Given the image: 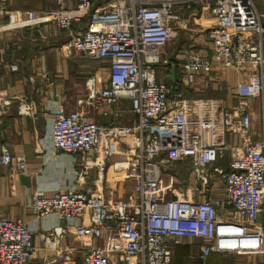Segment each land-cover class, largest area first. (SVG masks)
<instances>
[{"label":"built area","instance_id":"built-area-1","mask_svg":"<svg viewBox=\"0 0 264 264\" xmlns=\"http://www.w3.org/2000/svg\"><path fill=\"white\" fill-rule=\"evenodd\" d=\"M13 1L0 0V19L17 24L36 18L34 11L12 10ZM198 10L213 20L206 31L210 53L192 45L173 49L181 13L194 16ZM54 20L69 33L65 52L106 61L108 68L106 75L85 79L76 108L45 107L52 155L82 157L100 185L58 187L51 195L44 188L34 191L32 215L47 225L39 236L42 247L77 252V264H172L173 247L187 239L201 242L202 261L211 253H264V223L258 222L264 209V136L254 139L248 109L249 99L260 100L264 128V20L255 1L76 0L70 7L61 4ZM172 57L187 86L198 77L219 81L227 69L246 71L233 86L237 103L228 109L220 96L171 95L156 68ZM121 102L127 106L121 108ZM11 103L0 97V111ZM84 103L102 108L104 115L114 108L113 120L89 119L80 109ZM122 113L135 120H116ZM112 144L122 147L120 159H111ZM226 153L227 169L216 164ZM0 164L9 167V177L26 173L24 156L5 144ZM110 170L120 174L114 183H128L125 196L109 183ZM174 175L175 181L167 180L172 187L164 186ZM178 180L179 188L173 187ZM218 186L223 198L205 200ZM70 234L76 240L71 249ZM37 249L29 225L0 219V264H29ZM242 264H264V258Z\"/></svg>","mask_w":264,"mask_h":264},{"label":"crops","instance_id":"crops-1","mask_svg":"<svg viewBox=\"0 0 264 264\" xmlns=\"http://www.w3.org/2000/svg\"><path fill=\"white\" fill-rule=\"evenodd\" d=\"M76 0H14L10 7L14 11H34L36 18L28 20L25 17L17 24H9L6 19H0V97L11 98V107L0 111V144L9 147L12 153H19L26 161V173L14 174L9 177V167L0 164V219L19 220L31 227L32 243L38 249L33 254L29 264H49V260L58 258L57 264H77L81 254L66 251L62 254L42 247L39 236L45 231L46 223L36 222L32 215L29 198L38 188H44L51 195L56 188L75 186L87 189L99 186L98 173L84 167L82 157L52 155L50 148V108L53 104H63L68 109L76 108V101L84 94L85 79L94 74H107L106 61L88 59L81 55L73 56L64 50V44L69 33L59 28L54 20L55 10L62 4L73 6ZM190 11L181 13L176 24L178 37L172 48L178 49L192 45L195 50H205L208 54L209 43L206 31L213 22L207 11H197L193 16ZM78 24H74L76 28ZM178 62L174 57L168 65L156 68L158 81L171 88V95L181 92L185 97L220 96L225 107L230 109L237 103L233 86L246 78L244 70L227 69L220 73L219 81L211 77H198L193 86L183 82ZM127 106L125 102L119 105ZM30 108V114L23 111ZM89 119L97 123H107L113 120L111 108L108 115L102 108L90 107L84 103L81 106ZM248 109L252 114V133L254 139L264 136L262 124V106L258 99H249ZM130 119L125 113L116 118L122 123ZM115 120V119H114ZM135 120V117L132 119ZM130 120V121H132ZM129 121V122H130ZM232 134L227 133L226 139L232 141ZM111 159L122 156V147L111 145ZM216 164L227 169L228 154L218 159ZM110 175V171L108 172ZM109 183L122 194V184L119 189L108 176ZM222 187L214 192H207L205 200L222 199ZM225 215L231 213V207L224 208ZM259 223H264V209L260 213ZM69 236V248H73L76 240L73 234ZM199 240L187 239L185 243L174 246L172 264H242L250 259H263L264 253L256 254H219L211 253L205 261L198 259ZM65 247V243L61 242ZM221 258L215 263L211 257Z\"/></svg>","mask_w":264,"mask_h":264},{"label":"rangeland","instance_id":"rangeland-1","mask_svg":"<svg viewBox=\"0 0 264 264\" xmlns=\"http://www.w3.org/2000/svg\"><path fill=\"white\" fill-rule=\"evenodd\" d=\"M254 1H255L256 5H257V8H258V10H259V12H260V14H261L263 20H264V0H254ZM171 173L174 174L172 171H171ZM111 176H113V177L111 178L112 181H116L118 178H120V174H116V173H114L112 170H110V175H109V177H111ZM114 178H116V179L114 180ZM169 178H170V179L166 178V182H165V183H166L167 185H164V186L172 187L171 183H169L167 180L175 181V180H176L175 175H174V176H171V177H169ZM180 179H184V180H185V175H184V177H181ZM176 182H177V181H176ZM114 184H115V183H114ZM121 184H122V191H126V193H127L126 185H127L128 183H127V182H122ZM180 184H181V183H180V181L178 180V182L175 183V184L173 185V187H177V188H179ZM119 185H120L119 183H116V188H117V189H119V187H120ZM211 260L214 261L215 263H219L218 261L222 262L221 258H218V261H217L215 255L211 257Z\"/></svg>","mask_w":264,"mask_h":264},{"label":"trees","instance_id":"trees-1","mask_svg":"<svg viewBox=\"0 0 264 264\" xmlns=\"http://www.w3.org/2000/svg\"><path fill=\"white\" fill-rule=\"evenodd\" d=\"M180 165H182L181 163H179V167H181Z\"/></svg>","mask_w":264,"mask_h":264},{"label":"bare ground","instance_id":"bare-ground-1","mask_svg":"<svg viewBox=\"0 0 264 264\" xmlns=\"http://www.w3.org/2000/svg\"><path fill=\"white\" fill-rule=\"evenodd\" d=\"M113 176H111V178H112ZM116 178H114V180H115Z\"/></svg>","mask_w":264,"mask_h":264}]
</instances>
